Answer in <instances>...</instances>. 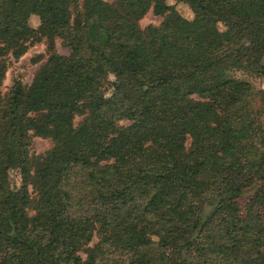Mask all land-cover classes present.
<instances>
[{"label": "trees", "instance_id": "1", "mask_svg": "<svg viewBox=\"0 0 264 264\" xmlns=\"http://www.w3.org/2000/svg\"><path fill=\"white\" fill-rule=\"evenodd\" d=\"M176 1L0 0V264H264V0Z\"/></svg>", "mask_w": 264, "mask_h": 264}, {"label": "rangeland", "instance_id": "2", "mask_svg": "<svg viewBox=\"0 0 264 264\" xmlns=\"http://www.w3.org/2000/svg\"><path fill=\"white\" fill-rule=\"evenodd\" d=\"M107 2H111L112 0H105ZM261 1L256 2L252 5V11L255 14L261 13ZM166 5L173 6L175 10H177L183 17L189 18L190 14L185 6V4L177 2L176 0H165ZM160 19L151 15L150 12L146 13L138 22L140 27H145L146 25H157ZM55 50L60 55H66L67 50L60 47L59 42L55 41ZM45 53V46L43 42L36 43L30 46L25 54H23L17 61L11 62L7 68L5 73L4 81L2 83V92H5L6 89L9 87L11 81L13 79H19L22 84H29L32 75L36 68L41 64L38 62L36 64H32V60L37 55L44 56ZM253 87L257 90L264 91V78H260L257 80L252 81ZM264 122V117L262 119ZM124 124L123 122L121 123ZM49 146V142L46 139L45 134L39 131H35L32 135L31 140V154H39Z\"/></svg>", "mask_w": 264, "mask_h": 264}]
</instances>
